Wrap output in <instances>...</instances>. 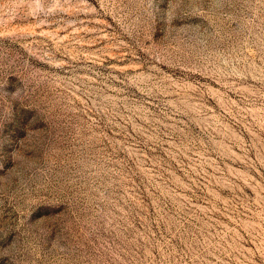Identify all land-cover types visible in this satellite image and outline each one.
Returning a JSON list of instances; mask_svg holds the SVG:
<instances>
[{
    "label": "rangeland",
    "instance_id": "obj_1",
    "mask_svg": "<svg viewBox=\"0 0 264 264\" xmlns=\"http://www.w3.org/2000/svg\"><path fill=\"white\" fill-rule=\"evenodd\" d=\"M0 264H264V0H0Z\"/></svg>",
    "mask_w": 264,
    "mask_h": 264
}]
</instances>
